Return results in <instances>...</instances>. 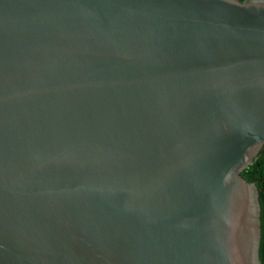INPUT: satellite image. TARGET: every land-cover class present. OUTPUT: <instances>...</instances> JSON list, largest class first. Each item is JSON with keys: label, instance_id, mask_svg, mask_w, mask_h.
I'll list each match as a JSON object with an SVG mask.
<instances>
[{"label": "water", "instance_id": "1", "mask_svg": "<svg viewBox=\"0 0 264 264\" xmlns=\"http://www.w3.org/2000/svg\"><path fill=\"white\" fill-rule=\"evenodd\" d=\"M264 0H0V264H263Z\"/></svg>", "mask_w": 264, "mask_h": 264}, {"label": "trees", "instance_id": "2", "mask_svg": "<svg viewBox=\"0 0 264 264\" xmlns=\"http://www.w3.org/2000/svg\"><path fill=\"white\" fill-rule=\"evenodd\" d=\"M244 1V0H241ZM244 178L255 183L259 189V201L261 205V223H262V242L260 249V258L264 264V149L259 154L258 160L253 166H250L244 173Z\"/></svg>", "mask_w": 264, "mask_h": 264}]
</instances>
